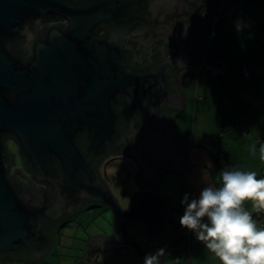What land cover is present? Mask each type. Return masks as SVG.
I'll use <instances>...</instances> for the list:
<instances>
[{
	"label": "water",
	"instance_id": "obj_1",
	"mask_svg": "<svg viewBox=\"0 0 264 264\" xmlns=\"http://www.w3.org/2000/svg\"><path fill=\"white\" fill-rule=\"evenodd\" d=\"M73 1L0 0V259L3 262L9 259L5 254L24 249L32 253L30 262L41 260L50 253L54 240V229L49 231L43 224H55L64 212L77 215L84 202H93L106 206L114 221L111 234L90 240L83 256L86 264H92L89 257L103 244L112 243L134 249L143 264L146 254L155 253L160 244H169L172 237L183 234L182 229L172 227L179 218L172 213L171 201L152 192H138L123 208L90 162L105 155L115 132L112 103L116 95L123 93L126 85L135 84L133 100L141 116L137 147L145 150L149 162L142 157V149L129 156L149 180L169 166L182 173L187 154L170 125L171 112L151 122L145 103L163 97L170 110L181 112L187 101L179 87L174 91L158 72L124 76L118 44L113 39L98 42L89 31L99 20L115 28L118 17L125 21L130 13H138V20L130 25H143L147 32L157 33L166 21L175 24L181 15L186 18L181 20L188 29L186 42L166 43L168 35L156 41L178 48L170 61L179 54L192 61L188 46L195 33L203 29L212 0H100L97 7L101 10L90 15L84 37L71 29L64 34L52 29L46 40L35 46L29 61L20 64L10 58L4 47L13 38L29 37L23 28L27 18L57 16L79 24L81 18L76 14L94 4V0H80L78 5ZM142 2H149L152 22L142 18ZM155 24L158 27L154 30ZM174 63L169 62L171 69L181 68ZM182 68L189 69L187 65ZM145 79L151 82L143 84ZM81 134L83 149L76 142ZM6 135L15 138L24 167L35 182L33 190L24 189L21 195L7 178L9 163L1 140ZM87 156H91L89 160ZM138 220L148 225L153 251L143 249L128 235L130 223Z\"/></svg>",
	"mask_w": 264,
	"mask_h": 264
},
{
	"label": "crops",
	"instance_id": "obj_2",
	"mask_svg": "<svg viewBox=\"0 0 264 264\" xmlns=\"http://www.w3.org/2000/svg\"><path fill=\"white\" fill-rule=\"evenodd\" d=\"M243 10L242 16H236L235 5H231L213 38L207 36L210 16L204 18L203 29L190 45L195 68L192 81L182 82L187 103L176 118L170 119L187 154L182 173L169 166L149 180L126 160L106 162L101 168L102 180L123 208L134 194L152 192L170 200L172 213L180 218L184 194L195 198L205 185L220 187V170L225 166L255 172L257 179L264 177V159L259 153V142H264V0H245ZM216 62L223 64L224 72L212 78L206 67ZM243 67L247 78L241 76ZM253 145L257 148L255 155ZM162 175L171 178L162 191L147 186ZM242 207L251 216L263 210L250 200H245ZM113 221L106 206L89 207L56 229L51 251L41 260L9 258L3 262L0 259V264H86L83 256L90 240L111 234ZM172 227L182 229L183 234L172 237L169 244H160L157 250L164 249L160 264H220L179 222ZM128 235L143 249L153 251L145 221L130 223ZM89 258L92 264H140L134 249L116 243L103 244Z\"/></svg>",
	"mask_w": 264,
	"mask_h": 264
},
{
	"label": "flooded vegetation",
	"instance_id": "obj_3",
	"mask_svg": "<svg viewBox=\"0 0 264 264\" xmlns=\"http://www.w3.org/2000/svg\"><path fill=\"white\" fill-rule=\"evenodd\" d=\"M92 1V0H89ZM217 0H212L208 6V12L204 15L207 20L211 15L213 5ZM80 0H74L73 5H78ZM93 7L88 8L81 14H76L79 18V24L70 22L66 18L62 17H51L48 19H40L37 17H29L24 21L23 28L29 31V37H16L9 40L6 43L5 51L8 53L11 59L17 61L20 64H24L33 57L34 49L37 44L43 43L48 33L52 29L59 30L60 32L67 33L71 29L73 33H77L78 37H84L87 29L88 23H90V15L97 13V10H101L99 6L97 7L100 0L92 1ZM90 3V2H89ZM97 3V4H96ZM148 3L142 2V9L144 10V15L142 18L148 21L154 20L153 15L149 12L150 8ZM128 5V4H127ZM138 13H130L129 17L124 21L123 17H118L115 28H111L110 24L102 19L97 21L93 27L90 29V35L98 41L105 42L107 39H113L114 43L118 44V53L121 57L120 67L125 69L124 76L130 77L131 74H147L157 72L166 79H168L167 85L171 87L174 91L177 86L182 92V82L192 81L193 75L192 71L195 68V61L190 53V45L194 38L188 46L189 54L192 61H185V56L179 54L175 61H170L174 54L176 53V48H170L167 44L162 41H156L159 37L167 36L165 39L166 43L180 44L181 40L186 42L188 29L184 22L181 20L184 17L179 15L175 24L171 20L166 21L159 32L146 31L144 26H132L131 22L138 20ZM174 21H176L174 19ZM205 22V21H204ZM173 24V25H172ZM205 24V23H204ZM173 26V27H172ZM158 27L157 24L154 25ZM168 29V31H167ZM110 36V37H109ZM171 37V38H169ZM177 40H174V39ZM112 44L110 45V47ZM181 48V46H180ZM87 53H91L90 50ZM170 63H174L175 67H181L180 69H171ZM189 67V69H184L183 66ZM159 77V76H158ZM177 81V82H176ZM151 82V80L145 79L143 84ZM134 83V82H132ZM164 90L165 88H161ZM183 93V92H182ZM136 95L135 84L126 85L123 93L116 95V101L112 103V109L114 112V129L115 132L111 138V142L107 145L106 153L104 156H99L97 159H93L90 162L92 168L97 170L101 175V168L104 164L115 163L117 161L126 160L130 165L138 168L137 163L129 156L131 154H136L141 150V147H137V132L140 131L141 127V116L139 113L138 106L134 105L133 97ZM146 104V114L150 116L151 122H157V120L162 116L166 117L169 115V122L171 117L176 118L179 115V111H172L166 104V100L162 98L152 99ZM5 146L6 160L9 163L7 178L10 184L13 186L17 194L21 195L24 193V189L31 191L35 188V182L30 174L27 173L22 158L18 152V147L15 138L12 135H6L1 138ZM78 146L83 149L85 147L84 136L82 134L76 138ZM82 145V146H81ZM146 149V146H145ZM142 157L149 162L145 150H141ZM91 156H87L86 159L89 160ZM49 201H52V197L48 194ZM99 203L84 202L81 211L89 207H99ZM79 212V213H80ZM76 217V214L63 213L60 220L55 224L50 222H45L43 225L45 229H54V233L57 228L62 224H67L72 218ZM29 258V257H28ZM19 259L24 260V257H19Z\"/></svg>",
	"mask_w": 264,
	"mask_h": 264
},
{
	"label": "clouds",
	"instance_id": "obj_4",
	"mask_svg": "<svg viewBox=\"0 0 264 264\" xmlns=\"http://www.w3.org/2000/svg\"><path fill=\"white\" fill-rule=\"evenodd\" d=\"M252 154L257 148L253 145ZM264 159V142H259ZM245 200L264 209V177L236 168L220 170V187L205 185L195 198L185 193L180 203L182 228L192 232L220 264H264V228H258L249 211L242 207ZM164 249L146 254L143 264H160Z\"/></svg>",
	"mask_w": 264,
	"mask_h": 264
},
{
	"label": "built area",
	"instance_id": "obj_5",
	"mask_svg": "<svg viewBox=\"0 0 264 264\" xmlns=\"http://www.w3.org/2000/svg\"><path fill=\"white\" fill-rule=\"evenodd\" d=\"M231 5H235V12L236 16H242L244 13V6L245 0H217L214 4L211 15H210V23H209V31H208V38H213L216 36L217 31L219 29L220 24L224 20L225 14L228 8ZM206 69L212 76V78L218 77L220 74L224 72L223 64L221 62H216L213 65L207 66ZM241 76L243 78L248 77V72L245 67L241 69ZM227 168V166L223 167ZM264 174V170H263ZM245 209V208H244ZM254 222L259 224L260 228H264V209L261 211L256 212L252 215ZM188 231V230H187ZM188 234L194 235L192 232L188 231ZM76 264H84L82 262H77Z\"/></svg>",
	"mask_w": 264,
	"mask_h": 264
},
{
	"label": "rangeland",
	"instance_id": "obj_6",
	"mask_svg": "<svg viewBox=\"0 0 264 264\" xmlns=\"http://www.w3.org/2000/svg\"><path fill=\"white\" fill-rule=\"evenodd\" d=\"M209 21H210V18H209V20H208V24H209ZM208 24H207V26H208ZM207 26H205V28L204 29H206L207 30ZM166 176H164V175H162L155 183L153 182V185H147V186H149V188H153V189H158L159 191H162L163 189V187H165L166 186V184H168L169 183V181L171 180V178L170 177H167V178H165ZM145 186V185H144ZM158 186H160V187H158ZM95 211V210H94ZM100 211V210H99ZM97 212V211H96ZM94 213V212H93ZM102 213V212H101ZM109 213L111 214V212L109 211ZM77 220H81L80 218H78ZM59 237V236H58ZM56 239H58V238H56Z\"/></svg>",
	"mask_w": 264,
	"mask_h": 264
},
{
	"label": "trees",
	"instance_id": "obj_7",
	"mask_svg": "<svg viewBox=\"0 0 264 264\" xmlns=\"http://www.w3.org/2000/svg\"><path fill=\"white\" fill-rule=\"evenodd\" d=\"M82 146V145H81ZM6 258H19V257H24V259H30L32 257V253L27 251V250H20L18 252H10L5 254ZM29 257V258H28Z\"/></svg>",
	"mask_w": 264,
	"mask_h": 264
}]
</instances>
